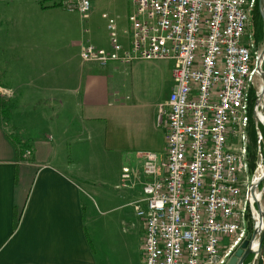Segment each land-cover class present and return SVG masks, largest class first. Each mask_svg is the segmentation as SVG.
I'll use <instances>...</instances> for the list:
<instances>
[{"label": "built area", "instance_id": "2783aa9c", "mask_svg": "<svg viewBox=\"0 0 264 264\" xmlns=\"http://www.w3.org/2000/svg\"><path fill=\"white\" fill-rule=\"evenodd\" d=\"M256 1L133 0L131 27L125 32L128 48L120 42L111 17V49L83 45L82 62L101 67L174 62V89L158 107L157 124L168 131L165 155H144L143 174L152 181L143 185L144 194L133 204L145 225L144 264H228L251 234V224L254 230L256 215L248 188L264 162L260 55L250 31ZM56 3L78 12L83 21L93 9L91 0ZM253 88L261 164L251 176L248 127ZM140 175L123 167L117 188L134 185ZM259 260L264 264V240L251 264Z\"/></svg>", "mask_w": 264, "mask_h": 264}, {"label": "crops", "instance_id": "0c3cea01", "mask_svg": "<svg viewBox=\"0 0 264 264\" xmlns=\"http://www.w3.org/2000/svg\"><path fill=\"white\" fill-rule=\"evenodd\" d=\"M6 1L0 0V96L11 105L13 117L8 125L0 115V264H93L88 226L98 223L101 186L120 190L122 169L130 158L142 167L145 154L165 155L168 131L158 127L157 118L159 105L168 99L169 78L161 63L171 64L173 91L174 62H139L126 68L85 64L80 52L87 42L81 29L80 39L74 38L66 50L55 47L58 54H36L40 42L33 26L41 17L39 9L56 10V0H17L20 8L2 11ZM5 20L16 25L13 41L27 40V55L10 51L17 60L3 55L2 49L9 51L10 34L2 29ZM65 22L60 24L64 38L73 32ZM125 32L119 39L128 48ZM93 41L98 48L111 49L110 39L103 46ZM49 58L61 67L46 65ZM11 135L21 138V148ZM98 152L108 154L107 162L99 160ZM84 153L95 157L86 161ZM109 158L118 161L114 178L103 172L113 167ZM134 185L136 190L122 193L139 200L143 185Z\"/></svg>", "mask_w": 264, "mask_h": 264}, {"label": "rangeland", "instance_id": "374dc122", "mask_svg": "<svg viewBox=\"0 0 264 264\" xmlns=\"http://www.w3.org/2000/svg\"><path fill=\"white\" fill-rule=\"evenodd\" d=\"M47 2L48 0L46 1V3ZM19 3L20 1L17 0H7L5 3H3L5 5H2V11H10V9L12 8H20L21 6ZM91 4L93 6V9L90 14V21H83V23L81 22L83 17L78 12H69L64 10L62 7H57L56 10L49 11L39 9L41 17L37 16L39 22L33 26L36 29L33 34L40 42L39 48L35 50L36 54L47 51L50 54L53 53V51V54H58L57 50H66L69 44L75 41L74 38H77V34L80 29L83 33V43L87 42L84 45L96 47L93 40L98 39L100 45L103 46L105 44L103 40L110 39V32L108 30V19L110 17L116 22L119 38L124 33V30H130L131 26L128 18L134 10L133 0H91ZM55 18L66 19V22H64L71 25V29L73 31L72 34L64 38L66 32L64 31L63 26L60 25L64 22L52 21V19ZM2 29L4 31V34L10 33L9 41L7 42L6 46L9 51H7L6 49H2L3 55L10 58L14 57L15 60H17L18 58L14 56L16 54L20 53V56H23V54L27 55L28 49L24 47L27 40L13 41V37L16 34V25L8 23L5 20ZM126 36L128 37V35ZM78 39L80 38H77L76 40ZM55 47H58V49L56 50ZM263 48L264 44L258 46L259 55ZM11 50H13L14 55L10 53ZM69 50L71 51V54H74L75 50H73L72 48H69ZM82 50L83 46L81 48V52ZM51 59L52 58H49L47 60L50 63H47L46 65L55 66L57 68L61 67V65L57 63H52ZM161 64L165 66L168 72L169 82H167L168 85L166 88V95L169 99V96L172 92V83H170L171 79L168 66L171 64ZM168 99L165 102H167ZM11 117H13V110H11ZM59 129L60 128L57 129V135L62 137V133L60 131L63 130L60 129L59 131ZM72 148L73 150L76 149V147L74 146H72ZM61 153L64 154L62 151ZM105 155L108 154H106L105 152H98L96 154V156H99V160L102 162H107ZM83 157L86 159V161H91V159L95 157V153H84ZM133 159L134 158H130V160H126L129 162L125 163V167L130 168L131 171H138L141 174V182L138 180L135 181V183L138 182L139 187H141V185L150 182L151 178L144 176L142 169L143 167H141V164H139V167H137L134 162L136 160L132 161ZM109 160L113 161V167L109 165V168L104 169L103 172H105V176L114 178L118 170V161L114 160L113 158H109ZM260 164L261 161L259 158L258 166ZM262 166H264V162ZM93 172L94 175L97 174V171L94 170ZM134 178H136L135 175ZM109 179V181H115V179ZM148 179L149 181H147ZM251 181L252 179L250 180L249 186L251 184ZM136 186L137 185L124 184L125 188L117 191L114 190V186H101L103 187V191L101 194L102 198H96L95 210L98 218V223H96V225H91L90 223V225L88 226V233L91 239L88 240V244L90 247V252H92L89 254H92L93 256V264H144L143 243L144 237L146 235L145 225L144 221L137 217L133 207V204L138 200V198L134 200L131 198V196L122 193V191L126 189H128L129 191L136 190ZM263 188L264 182L259 185L257 189L258 193L261 192ZM139 189L140 188H138V190ZM228 243L229 241L226 240L223 245L226 246L228 245Z\"/></svg>", "mask_w": 264, "mask_h": 264}, {"label": "water", "instance_id": "95a60500", "mask_svg": "<svg viewBox=\"0 0 264 264\" xmlns=\"http://www.w3.org/2000/svg\"><path fill=\"white\" fill-rule=\"evenodd\" d=\"M258 7L260 14L264 22V0H258ZM261 63H264V48L260 53L258 60V70L260 72V78L262 79V94L264 95V68H261ZM260 124L264 129V113L260 119ZM264 182V178L254 177L251 181L248 190V197L253 202L252 212L256 215L254 230L252 234H249L247 239L242 243V245L237 249L234 255L229 258L228 264H245L250 256H256L262 246L264 240V188L259 192V196H256V191L261 183ZM258 264H262L259 260Z\"/></svg>", "mask_w": 264, "mask_h": 264}, {"label": "trees", "instance_id": "16d2710c", "mask_svg": "<svg viewBox=\"0 0 264 264\" xmlns=\"http://www.w3.org/2000/svg\"><path fill=\"white\" fill-rule=\"evenodd\" d=\"M57 7H60L58 3L52 5V8H57ZM250 21H251L250 26H251V31H252L251 33L253 36V40L257 46H261L262 44H264V22H263L262 16L259 11L258 0L256 1L255 8L252 11ZM1 97L3 98V96H0V115L2 119L5 121V123L9 125L12 119L11 105L8 102L4 101ZM256 99H257L256 89L253 88L250 91V107L251 108H250V123L248 127V141H249L248 157H249V163H250L251 176L255 174L257 167H258V160H259V155L257 153V130H256L255 121H253L254 120L253 111H254V105H255ZM259 128L264 138V129L261 125L259 126ZM11 137L13 139V143H15L17 148H19L22 145L21 140H18L13 135H11ZM263 146H264V143H263ZM17 225L18 223L16 222V226ZM250 230H251L250 233L252 234L254 231L252 224H251ZM253 259H254V256H250L245 262V264H251Z\"/></svg>", "mask_w": 264, "mask_h": 264}, {"label": "bare ground", "instance_id": "6f19581e", "mask_svg": "<svg viewBox=\"0 0 264 264\" xmlns=\"http://www.w3.org/2000/svg\"><path fill=\"white\" fill-rule=\"evenodd\" d=\"M257 178H264V166H262L256 176ZM256 196H259L258 191H256Z\"/></svg>", "mask_w": 264, "mask_h": 264}]
</instances>
